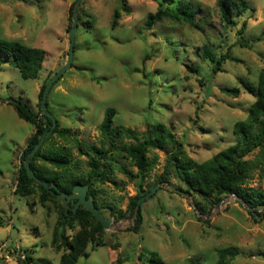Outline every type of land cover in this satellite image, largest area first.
Instances as JSON below:
<instances>
[{
  "label": "rangeland",
  "instance_id": "rangeland-1",
  "mask_svg": "<svg viewBox=\"0 0 264 264\" xmlns=\"http://www.w3.org/2000/svg\"><path fill=\"white\" fill-rule=\"evenodd\" d=\"M73 1L0 0V38L46 50L34 77H23L13 57L0 50V215L5 219L0 225V264H34L20 259L22 251L37 264H61L63 248L56 249L51 242L59 215L56 200L41 202L38 188L25 195L13 192L19 155L34 125L20 117L6 99L19 97L35 112L39 110L40 86L67 59ZM177 1L81 0L78 5L71 65L47 94V107L58 120V129L64 131L53 132L41 148L65 151L70 161L65 168L41 157L35 161L47 172L87 174L88 156L79 149L90 142L101 143L99 123L105 107L111 105L116 111L114 125L131 127L137 137L116 136L110 163L100 160L108 173L92 188L102 211L109 204L125 210L129 198L138 192L137 182L143 188L159 185L140 202L139 231L127 229L133 224L130 213L118 219L112 214V224L102 235L105 244L93 248L89 240L75 264H143L152 250L166 264H214L216 249L225 245L238 247L227 264H264V205L257 208L258 214L250 212L233 193L210 205L197 192L184 190L186 184L177 175L172 158L178 152L182 161H203L235 141L233 123L246 117L254 99L239 78L256 82L264 64V0H247L250 7L234 15L235 24L223 20L216 0H190L193 9L197 8V24L163 16L146 27L149 12L161 5L176 8ZM115 8L120 14L112 26ZM242 21L245 27L241 30ZM205 48L216 55L228 54L221 70L212 71L213 62L204 55ZM220 85H236L239 92L228 94ZM156 122L166 124L181 146L171 141L162 148L149 146V166L143 178H131L120 165L131 173L137 165L118 152L117 146L142 139ZM245 158L250 163L245 185L264 191L263 151L256 147ZM165 169L168 182L185 194L158 180ZM195 200L208 210L200 213ZM67 232L73 233L71 229Z\"/></svg>",
  "mask_w": 264,
  "mask_h": 264
},
{
  "label": "trees",
  "instance_id": "trees-1",
  "mask_svg": "<svg viewBox=\"0 0 264 264\" xmlns=\"http://www.w3.org/2000/svg\"><path fill=\"white\" fill-rule=\"evenodd\" d=\"M74 1L69 6V16L72 14V6ZM220 16L228 23L235 24L237 20L234 15L241 14L245 9L250 7L247 0H216ZM196 9L191 6L190 0H178L177 7L171 8L168 6H159L154 12H149L145 19L146 27H151L156 20H160L163 16H170L176 20L182 19L191 24H197L195 20ZM119 8L113 11L112 26H115L116 18L119 16ZM70 27V26H69ZM245 27V21L241 22L240 29ZM0 50L11 55L16 66L23 77H34L38 74L42 67L45 58L46 50L43 47L29 45L17 39L0 38ZM204 55L212 62V71L221 70V63L228 57L227 53L216 55L210 48L204 49ZM61 75V74H60ZM59 75V76H60ZM58 76V77H59ZM57 80V79H56ZM55 80V81H56ZM47 80L40 86L39 99L43 87ZM54 81V82H55ZM239 81L244 89L251 92L254 96L250 103L245 118L237 119L233 123V131L236 135L234 142L217 150L209 158L203 161H196L188 158V162L182 161L179 158L178 152L172 153L173 165L179 178L186 184L185 191L193 190L197 192L210 205L216 203L227 193H234L246 205L253 207L255 213L258 214L257 205H264V191L258 187H250L245 185L250 171L249 160L245 155L256 147H260L264 155V64L259 69L256 82L251 81L247 77L240 76ZM53 82V83H54ZM52 83V84H53ZM222 91L231 95H237L239 87L236 85L227 86L220 85ZM6 101L11 103L17 114L33 123L34 129L26 140L20 152V161L18 164L17 175L13 192L19 195L30 194L39 189V199L44 202L48 198L56 200L59 207V215L52 230V245L56 249L63 248L60 253L59 260L61 264H75L79 255L83 254L87 242L92 241L93 248L99 244H105L102 235L104 228L100 221H98L91 211L79 204L75 211L68 209L65 212L59 199L49 189L45 188L41 183L34 178L29 177L26 169L23 166V158L33 144L40 137L45 127L50 123V118L41 110V106L35 112L27 102L19 97L9 96ZM115 108L111 105L105 107L104 116L99 123L100 131L103 139L100 144L90 142L86 148L80 147V152L87 154L89 171L85 175H61L57 171L47 172L42 166L35 161L36 158L42 159L52 163L56 166L64 167L70 161V156L67 152L62 150L44 151L42 144L51 137L53 132H62L64 129H58L59 123L52 128L50 135L44 139L40 147L35 151L31 157L30 166L35 173L43 179L50 182H55L60 189L71 191L73 184L89 182L88 193L93 195L94 203L102 211L101 205L97 201L96 193L92 188V184L97 179H104L107 176L108 169L100 164L101 159H105L110 163V155H113V148H115L114 138L118 135L126 134L137 137V131L127 126L114 125L113 116ZM58 121V120H57ZM166 141L181 146V142L177 141L171 129L162 122L151 123L147 134L142 139H137L135 142H122L117 146V151L137 165L135 173H131L124 165L120 168L131 178H143L144 172L149 166L147 159V149L149 146L162 148ZM108 142V143H107ZM109 159V160H108ZM112 165H110V168ZM2 172L0 168V173ZM168 171L165 169L158 180L168 182ZM138 192L129 198L127 208H115L113 205H108L111 214L115 217L121 218L130 213L133 215V224L127 229L139 231L142 223V209L141 205H136V199L139 195L145 193L149 188H143L141 181L137 182ZM75 198H71L69 203L73 205ZM195 205L200 213H205L208 208L199 200H195ZM250 212L252 210L248 209ZM5 222V219L0 215V225ZM78 224V226H76ZM67 229L73 231L72 235L67 232ZM217 258L214 264H227V259L232 258L237 252L236 245H225L216 249ZM139 258H143V251L139 252ZM21 259V258H20ZM25 262H33L37 264L32 255L26 254L23 258ZM143 264H166L165 260L157 251H150L146 258L143 259Z\"/></svg>",
  "mask_w": 264,
  "mask_h": 264
},
{
  "label": "water",
  "instance_id": "water-1",
  "mask_svg": "<svg viewBox=\"0 0 264 264\" xmlns=\"http://www.w3.org/2000/svg\"><path fill=\"white\" fill-rule=\"evenodd\" d=\"M81 0H75L72 6V22L68 29V37H69V45H68V52H67V59L66 62L61 65L57 70H55L52 75L47 79L42 93H41V110L44 114H46L50 118V123L47 127H45L44 131L41 133L40 137L37 141L33 144V146L29 149V151L25 154L23 158V166L26 169V173L29 177L34 178L37 182L41 183L45 188L49 189L52 193L56 195V197L61 202L62 206L66 213H68V209L75 211L76 207L81 204L86 209L92 212L94 217L101 222L103 228H109L112 224V214L110 209L108 208L106 211H100L98 206L94 203L93 195L88 193L89 182L85 183H75L73 184L71 191L68 192L66 190L60 189L55 182L47 181L46 179L41 178L38 176L33 168L30 166L31 157L34 155L35 151L40 147L44 139L47 137L49 132L52 128L56 125L57 119L53 115V113L47 107V94L52 85V83L58 78V76L64 72L70 65L73 58V49H74V37L76 26L78 22V5ZM159 185V183H155L150 189H148L145 193L138 196L136 199V207L139 206L142 199L149 196L155 188ZM165 186L170 189L176 190L182 194H185V191L172 183L165 182ZM234 194V193H233ZM71 198H75L73 205L69 203ZM263 206L262 204H258L257 208ZM248 209L252 210L253 207L247 205Z\"/></svg>",
  "mask_w": 264,
  "mask_h": 264
},
{
  "label": "built area",
  "instance_id": "built-area-1",
  "mask_svg": "<svg viewBox=\"0 0 264 264\" xmlns=\"http://www.w3.org/2000/svg\"><path fill=\"white\" fill-rule=\"evenodd\" d=\"M20 258H24L26 256V253L24 251L19 253Z\"/></svg>",
  "mask_w": 264,
  "mask_h": 264
}]
</instances>
